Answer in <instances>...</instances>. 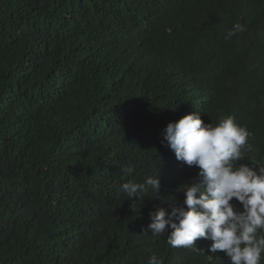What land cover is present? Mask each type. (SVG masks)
I'll list each match as a JSON object with an SVG mask.
<instances>
[{
    "label": "trees",
    "instance_id": "16d2710c",
    "mask_svg": "<svg viewBox=\"0 0 264 264\" xmlns=\"http://www.w3.org/2000/svg\"><path fill=\"white\" fill-rule=\"evenodd\" d=\"M195 111L264 164V0H0V264H230L147 230L198 174L162 143Z\"/></svg>",
    "mask_w": 264,
    "mask_h": 264
},
{
    "label": "clouds",
    "instance_id": "9594fccd",
    "mask_svg": "<svg viewBox=\"0 0 264 264\" xmlns=\"http://www.w3.org/2000/svg\"><path fill=\"white\" fill-rule=\"evenodd\" d=\"M245 30L236 23L226 37ZM250 136L231 114L205 123L195 111L170 122L162 143L167 142L177 161L199 171L179 188L184 193L182 203L169 199L167 208L149 213L147 230L153 236L168 233L167 243L173 248L194 247L204 253L195 242L205 239L211 242L208 251L224 252L230 264H264V164L241 162ZM123 171L130 176L135 168L126 166ZM122 190L137 211L134 198L140 200L150 191L158 195L160 176H148L139 183L129 180ZM148 264L164 262L153 254Z\"/></svg>",
    "mask_w": 264,
    "mask_h": 264
}]
</instances>
